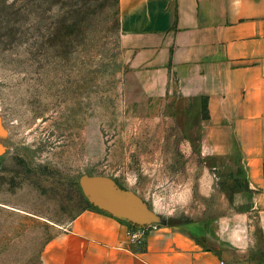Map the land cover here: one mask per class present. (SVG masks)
<instances>
[{
  "label": "rangeland",
  "instance_id": "rangeland-1",
  "mask_svg": "<svg viewBox=\"0 0 264 264\" xmlns=\"http://www.w3.org/2000/svg\"><path fill=\"white\" fill-rule=\"evenodd\" d=\"M117 0H0V264H40L106 176L158 223L214 217L224 180L184 128L125 83Z\"/></svg>",
  "mask_w": 264,
  "mask_h": 264
},
{
  "label": "crops",
  "instance_id": "crops-1",
  "mask_svg": "<svg viewBox=\"0 0 264 264\" xmlns=\"http://www.w3.org/2000/svg\"><path fill=\"white\" fill-rule=\"evenodd\" d=\"M117 12L128 90L169 109L225 204L144 228L89 204L40 264H264V0H117Z\"/></svg>",
  "mask_w": 264,
  "mask_h": 264
},
{
  "label": "water",
  "instance_id": "water-1",
  "mask_svg": "<svg viewBox=\"0 0 264 264\" xmlns=\"http://www.w3.org/2000/svg\"><path fill=\"white\" fill-rule=\"evenodd\" d=\"M80 186L89 204L136 228L158 222L138 196L120 189L106 176L83 177Z\"/></svg>",
  "mask_w": 264,
  "mask_h": 264
},
{
  "label": "built area",
  "instance_id": "built-area-1",
  "mask_svg": "<svg viewBox=\"0 0 264 264\" xmlns=\"http://www.w3.org/2000/svg\"><path fill=\"white\" fill-rule=\"evenodd\" d=\"M220 264H224V262H220Z\"/></svg>",
  "mask_w": 264,
  "mask_h": 264
}]
</instances>
